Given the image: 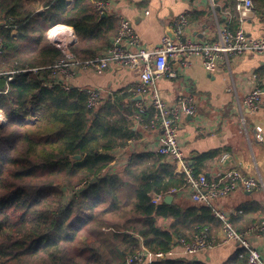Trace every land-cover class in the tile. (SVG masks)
<instances>
[{
	"label": "trees",
	"instance_id": "16d2710c",
	"mask_svg": "<svg viewBox=\"0 0 264 264\" xmlns=\"http://www.w3.org/2000/svg\"><path fill=\"white\" fill-rule=\"evenodd\" d=\"M92 1L0 0V69L53 66L62 58L46 38L55 25L73 29L72 52L80 61L107 50L118 20L99 13ZM252 2L256 10L264 9V0ZM43 77L19 73L8 84L0 78V92L8 88L0 94L6 119L0 128V264H126L141 250L166 254L180 240L191 243L201 233L215 237L220 222L209 207L163 201L186 185L164 157L130 154L111 169L114 152L138 138L135 121L148 125L152 109L137 108L131 95L120 91L89 109L85 91L46 87ZM218 156L214 151L189 161L192 176ZM77 186L76 192L67 191ZM157 196L162 200L154 203ZM150 260L205 264L176 257ZM226 264H248L247 255Z\"/></svg>",
	"mask_w": 264,
	"mask_h": 264
},
{
	"label": "crops",
	"instance_id": "0c3cea01",
	"mask_svg": "<svg viewBox=\"0 0 264 264\" xmlns=\"http://www.w3.org/2000/svg\"><path fill=\"white\" fill-rule=\"evenodd\" d=\"M103 1L108 2L104 13L116 20L120 17L127 19L142 45H156L180 17H185L188 21L182 37L205 44L216 41L218 26L227 25L232 30L237 28H231L235 16V0H217L214 8L208 0ZM66 2L71 4L73 0ZM37 11L41 13L43 7L40 6ZM263 25L264 9H254L241 27L248 37L259 38L263 33ZM171 66L176 78H161L156 81L155 88L167 104L183 96L193 99L195 114L190 120L184 117L177 124L180 147L185 159L189 162L200 155L217 151L219 156L209 162L202 174L211 178L224 170L235 169L263 184L262 188L251 193L238 190L214 203V208L227 216L233 229L242 233L250 225L264 220V114L261 111L252 113L242 104L244 98L256 87L261 88L264 93V76L258 78L264 70V55L247 53L232 58L228 65H220L214 74L204 71L199 58H191L187 68L175 64ZM136 81V74L112 66L101 75L80 73L71 81V86L80 90L98 89L103 94V100L120 91L121 95H131V101L136 103L140 100H135L137 97L132 98L131 94ZM139 108L149 109L147 102ZM242 118L244 122L241 121ZM256 127L262 129L261 142L256 140ZM133 130L137 132L138 138L132 140L125 149L116 150L114 161L120 162V158L130 154H153L161 132L147 130L139 122L135 123ZM223 157L226 159L222 162ZM122 164L119 163L118 166ZM116 168L117 164L111 167L112 170ZM173 174L179 176L181 172L174 167ZM174 197L172 202L179 206L195 204L187 191H179ZM220 230L221 224L215 237H211L210 248L194 255H186L176 248V258H188L205 264H226L236 256L240 257L241 249L237 243H221ZM250 244L260 252L264 260V239L253 238Z\"/></svg>",
	"mask_w": 264,
	"mask_h": 264
},
{
	"label": "built area",
	"instance_id": "2783aa9c",
	"mask_svg": "<svg viewBox=\"0 0 264 264\" xmlns=\"http://www.w3.org/2000/svg\"><path fill=\"white\" fill-rule=\"evenodd\" d=\"M208 1L214 8L217 0ZM93 5L99 13H104L108 8V2L103 0L94 1ZM234 9L237 15V28L232 30L227 25L218 26L217 39L213 44L196 42L182 37V32L188 21L185 17H180L174 21L170 32L161 37L156 45H142L130 22L120 17L117 31L110 39L108 49L86 61H80L72 52V47L77 42L73 29L68 26L55 25L47 31L46 38L49 44L61 53L62 58L59 61L51 67L0 70V78L5 77V83L8 84L19 73L43 75L44 86L61 84L67 91L71 88V81L84 72L101 75L110 67L115 66L136 74L137 81L131 89V94L132 98L140 97V101L136 102L135 106L143 107L144 102H147L148 108L153 110L154 116L145 128L161 132L160 139L152 152L164 157L185 176L186 185L181 189H173L171 193L187 191L193 203L209 207L214 218L221 224L219 238L221 243L235 242L241 249L240 256L247 255L248 264H264L260 252L250 244V240L253 238L264 239V220L250 225L244 232L239 233L233 229L227 216L214 208V203L218 199L226 198L238 190L251 193L262 188V182L247 177L235 169L224 170L211 178L205 174L193 177L192 171L188 167V161L182 153L177 130V124L182 118L195 114L196 108L193 99L183 96L177 98L173 103L167 104L161 99L155 88L156 81L161 78H176V73L171 65L187 68L191 58H199L204 71L214 74L220 65H228L232 58L247 53L264 55V25L263 33L259 38L248 37L241 27L255 9L252 0H235ZM61 28L70 31L63 33ZM1 52L2 39L0 37V55ZM7 91L6 87L0 94H6ZM83 91L88 95L87 107L89 109L97 108L103 101V94L98 89ZM242 104L252 113L261 111L264 114L262 89L256 87L244 98ZM241 121L244 122V119L242 118ZM138 122L135 121V123ZM5 123L6 119L0 110V127ZM255 131L256 140L261 142L263 140L262 129L256 127ZM225 159L226 157H223L221 161L223 162ZM117 162L115 160L112 165H116ZM161 200L162 197L157 196L153 202L159 203ZM211 246L212 239H209L206 233H201L191 243H186L183 240L178 241L176 248L181 249L186 255H194ZM176 248L166 254L158 253L153 256L141 250L133 259H128L126 264H131L133 261L149 264L151 258L176 257L174 253Z\"/></svg>",
	"mask_w": 264,
	"mask_h": 264
},
{
	"label": "water",
	"instance_id": "95a60500",
	"mask_svg": "<svg viewBox=\"0 0 264 264\" xmlns=\"http://www.w3.org/2000/svg\"><path fill=\"white\" fill-rule=\"evenodd\" d=\"M135 100H140V97H137ZM187 119L190 120V117H188ZM78 159H79V157H76V158H73L72 160H78ZM206 176H208V175H206ZM163 201L167 204H170L172 202V196L169 195V196L164 197ZM176 243H177V241L173 240V245H175Z\"/></svg>",
	"mask_w": 264,
	"mask_h": 264
},
{
	"label": "rangeland",
	"instance_id": "374dc122",
	"mask_svg": "<svg viewBox=\"0 0 264 264\" xmlns=\"http://www.w3.org/2000/svg\"><path fill=\"white\" fill-rule=\"evenodd\" d=\"M72 87V86H71ZM4 116V115H3ZM4 126V125H3ZM3 126H1V127H3ZM0 127V128H1ZM79 188H78V186L77 187H74L73 189L72 188H68V190L67 191H69V193L71 192V191H74V192H76L77 190H78ZM69 193H68V197H69Z\"/></svg>",
	"mask_w": 264,
	"mask_h": 264
},
{
	"label": "bare ground",
	"instance_id": "6f19581e",
	"mask_svg": "<svg viewBox=\"0 0 264 264\" xmlns=\"http://www.w3.org/2000/svg\"><path fill=\"white\" fill-rule=\"evenodd\" d=\"M60 30H62V31H63V33H64V31H65V33H66V30H65L64 28H61Z\"/></svg>",
	"mask_w": 264,
	"mask_h": 264
}]
</instances>
